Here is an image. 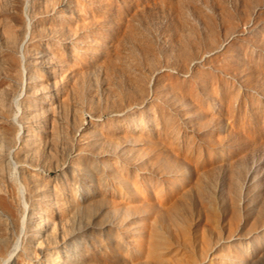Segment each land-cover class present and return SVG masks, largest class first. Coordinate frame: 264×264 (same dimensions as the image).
<instances>
[{"label": "rangeland", "instance_id": "obj_1", "mask_svg": "<svg viewBox=\"0 0 264 264\" xmlns=\"http://www.w3.org/2000/svg\"><path fill=\"white\" fill-rule=\"evenodd\" d=\"M0 264H264V0H0Z\"/></svg>", "mask_w": 264, "mask_h": 264}, {"label": "bare ground", "instance_id": "obj_2", "mask_svg": "<svg viewBox=\"0 0 264 264\" xmlns=\"http://www.w3.org/2000/svg\"><path fill=\"white\" fill-rule=\"evenodd\" d=\"M27 7V6H26ZM30 21V20H29ZM31 24V23H30ZM28 26H30V25H28ZM30 30V29H29ZM28 32H30V31H28ZM28 33L26 32V34H25V37H24V40H23V42H22V44H21V47L23 48V46L25 45V43H26V41H27V39H28ZM21 48V49H22ZM23 51V50H22ZM21 51V52H22ZM23 53V52H22ZM24 54V53H23ZM23 58H24V55H23ZM24 71L26 72V70H25V68H24ZM22 223L24 224L25 223V220L23 219L22 220ZM22 224V225H23ZM20 238H21V236H19L18 237V239H17V242H16V245L14 246V248L11 250V252H10V257L14 254V252H15V250L18 248V245H19V242H20Z\"/></svg>", "mask_w": 264, "mask_h": 264}]
</instances>
